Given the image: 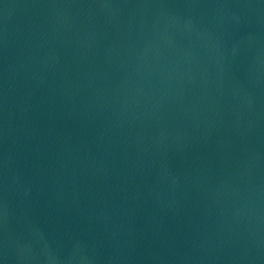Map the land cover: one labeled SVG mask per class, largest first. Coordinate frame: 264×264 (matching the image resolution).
I'll return each instance as SVG.
<instances>
[{"label":"water","instance_id":"1","mask_svg":"<svg viewBox=\"0 0 264 264\" xmlns=\"http://www.w3.org/2000/svg\"><path fill=\"white\" fill-rule=\"evenodd\" d=\"M0 264H264V0H0Z\"/></svg>","mask_w":264,"mask_h":264}]
</instances>
